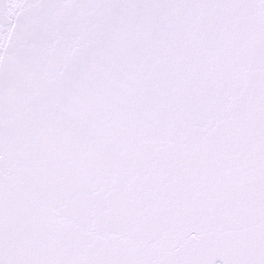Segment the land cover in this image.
<instances>
[{
	"label": "snow or ice",
	"instance_id": "obj_1",
	"mask_svg": "<svg viewBox=\"0 0 264 264\" xmlns=\"http://www.w3.org/2000/svg\"><path fill=\"white\" fill-rule=\"evenodd\" d=\"M0 264H264V0H0Z\"/></svg>",
	"mask_w": 264,
	"mask_h": 264
}]
</instances>
